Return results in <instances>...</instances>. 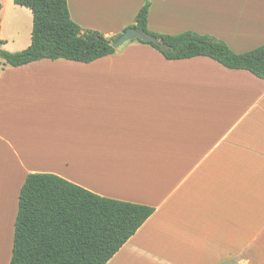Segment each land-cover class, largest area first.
<instances>
[{
    "label": "crops",
    "instance_id": "obj_1",
    "mask_svg": "<svg viewBox=\"0 0 264 264\" xmlns=\"http://www.w3.org/2000/svg\"><path fill=\"white\" fill-rule=\"evenodd\" d=\"M146 1L68 5L83 29L113 38ZM149 1L152 32L210 35L236 54L264 45V0ZM0 5V49H27L31 11ZM17 7L29 16L22 38L5 33ZM31 174L155 209L107 264H264V80L209 57L167 60L137 40L91 63H0V215L9 229L0 264L11 263Z\"/></svg>",
    "mask_w": 264,
    "mask_h": 264
},
{
    "label": "trees",
    "instance_id": "obj_2",
    "mask_svg": "<svg viewBox=\"0 0 264 264\" xmlns=\"http://www.w3.org/2000/svg\"><path fill=\"white\" fill-rule=\"evenodd\" d=\"M13 1L33 15L32 43L21 52L0 49L1 64L21 67L61 59L91 63L117 52L112 45L122 34L107 38L83 29L72 20L68 0ZM150 8L148 0L127 29L161 43L137 40L140 43L167 60L209 57L227 69L246 70L264 80V45L236 54L210 35H161L148 29ZM154 212L149 206L101 197L53 174H31L19 196L10 264H107Z\"/></svg>",
    "mask_w": 264,
    "mask_h": 264
},
{
    "label": "rangeland",
    "instance_id": "obj_3",
    "mask_svg": "<svg viewBox=\"0 0 264 264\" xmlns=\"http://www.w3.org/2000/svg\"><path fill=\"white\" fill-rule=\"evenodd\" d=\"M15 10L11 11L12 12V16L10 17V20H8V23L6 25L5 28V33L10 34V33H16V34H20V38L25 37V35L27 36L28 31H29V21H27V18L29 17L27 14L26 10H23L19 7L14 8ZM131 10L129 11L128 14H126L127 18L126 19H130L131 18ZM171 18V17H170ZM170 18H165L164 22H167L166 24H169V19ZM33 29V28H32ZM122 34V33H121ZM118 36V35H117ZM130 43V42H128ZM128 43H126L125 45H127ZM124 46V45H123ZM122 46V47H123ZM121 47V48H122ZM3 50V49H2ZM3 222V216L0 215V224ZM4 224V223H3ZM9 231V229H8ZM8 231H6V235H5V231L4 229H2L1 234H3V241L6 240L8 237ZM6 237V238H5ZM5 238V239H4ZM3 243V242H2Z\"/></svg>",
    "mask_w": 264,
    "mask_h": 264
},
{
    "label": "water",
    "instance_id": "obj_4",
    "mask_svg": "<svg viewBox=\"0 0 264 264\" xmlns=\"http://www.w3.org/2000/svg\"><path fill=\"white\" fill-rule=\"evenodd\" d=\"M136 40H141L145 43H150V42H153L155 44L161 43V40L153 36L146 35L135 28H129L124 33H122V35L113 43L112 46L115 49H120L126 43Z\"/></svg>",
    "mask_w": 264,
    "mask_h": 264
},
{
    "label": "bare ground",
    "instance_id": "obj_5",
    "mask_svg": "<svg viewBox=\"0 0 264 264\" xmlns=\"http://www.w3.org/2000/svg\"><path fill=\"white\" fill-rule=\"evenodd\" d=\"M2 228H1V231H2V229H5V227H4V225H3V223H2V226H1ZM1 233V232H0Z\"/></svg>",
    "mask_w": 264,
    "mask_h": 264
}]
</instances>
